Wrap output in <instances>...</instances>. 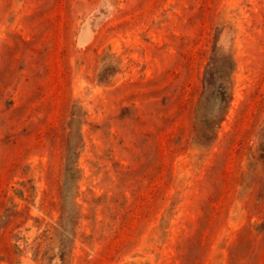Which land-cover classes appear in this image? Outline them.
<instances>
[{
	"label": "rangeland",
	"instance_id": "obj_1",
	"mask_svg": "<svg viewBox=\"0 0 264 264\" xmlns=\"http://www.w3.org/2000/svg\"><path fill=\"white\" fill-rule=\"evenodd\" d=\"M0 264H264V0H0Z\"/></svg>",
	"mask_w": 264,
	"mask_h": 264
}]
</instances>
